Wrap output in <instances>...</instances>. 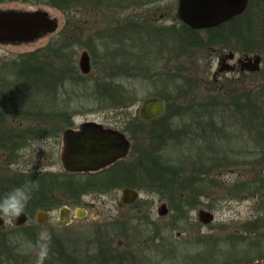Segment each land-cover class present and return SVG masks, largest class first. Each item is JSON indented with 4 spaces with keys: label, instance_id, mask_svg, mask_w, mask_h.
<instances>
[{
    "label": "rangeland",
    "instance_id": "374dc122",
    "mask_svg": "<svg viewBox=\"0 0 264 264\" xmlns=\"http://www.w3.org/2000/svg\"><path fill=\"white\" fill-rule=\"evenodd\" d=\"M99 4L101 5L95 11L84 13L83 10H77L69 14L50 6H34L21 2L1 4L0 10L2 11H45L49 14L50 18L56 21L57 28L54 33L43 35L34 42L0 43V67H6L8 68L7 71H13L8 74V77L13 79L15 70L24 56L48 45L52 37L70 20H72L71 22L74 23L76 28L82 24L83 29L79 32V35H83V44L77 49L76 67L82 76H87L88 78L83 79L78 75L75 80L76 82L68 81L63 86V89L59 91V95H54L53 103H55V100H57L56 103L61 102L63 106L61 110L65 111L64 113H68L77 124L96 122L124 133L125 129L136 124L133 120L138 117L141 103L149 98H158L160 89L164 92L166 91V94L172 98L171 103H169L171 104V108L168 111L166 110V116L164 115L165 120L163 119V123H160L161 127H164V129L167 126L175 127V132L183 140L180 142L174 141L173 145L175 146L164 145L161 147V154L159 155L163 159L161 163L179 166L181 169L184 168V174L190 176L192 170L195 171L196 168L202 166L201 162L208 163L207 161H209L210 176L197 175L198 182L207 183V185L202 186L198 190V193H201L204 197L201 200L198 198V201L195 200L192 203L195 208L188 215V220L180 217V213L173 209L172 204L168 201V191L166 192L164 189H160V192H149V189L145 190V188H141L142 190L139 189L140 200L135 202L130 208H121L119 204L122 187L106 193L94 192L85 188L81 191L84 193L82 205L75 204L71 199L74 191L79 187L77 185L68 186V182L64 181L62 175L64 170L60 158L61 149L57 148L56 144L58 128L69 124L67 118L60 116L56 118L53 126L41 125L46 132L49 131L53 135V138L41 137L40 135V138L35 141L34 146L29 144L28 147L19 152V157L12 155V152H8L7 155L5 152L4 154L1 153L3 158L0 161V192L7 194L14 188L28 184L32 189L33 197L37 184H32L30 176L26 178L28 174L32 171H49L56 175V177L61 176L58 179L54 178L58 183H55L54 189L50 193L48 192L50 195L48 197L55 204V208L50 214L49 221L43 226L37 229L34 228L35 219L32 218L23 224L22 227H17L16 217H4L6 225L0 227V241L4 240V238H6V241L4 246H0V264H6L5 261L9 260L19 261L20 264H35L38 234L44 230H47L51 234L50 251L45 261H67L68 259L65 258V255H62V257L57 254L58 248L62 246L64 247V253L66 249L67 254L77 255L81 261H89L91 258L96 260L98 253L101 254V250L103 252L105 249L102 247L109 244L115 247L118 242L122 241L126 246L123 250L125 257L128 254L130 256L134 255L137 261H144L147 257L162 259L165 257V251L171 249L179 254L178 257L186 256V258H192L194 257L193 254L199 253L203 254L199 255V257L205 259L202 261H187L183 264H210V244L208 243L210 242V223L204 224L200 222L198 213L200 210H208L210 212L211 179H221L225 182L226 180L233 182L235 179L254 180L257 176L261 175L264 161L249 164L247 163V159L241 156V150H245L244 152L252 151L255 143L252 139L246 137V130L241 129L239 122L240 116H236L237 113L235 112L225 116L215 114L213 117V115H210V120L212 128L219 129L222 134V137L218 139L222 147L220 149L227 153V146H232L235 152H232L231 163L233 164V162L237 161L236 164L239 162L238 165L235 163L230 167L223 165L220 158L228 160L225 155H221L220 157L217 155L220 164L216 163L212 159L211 151L201 161L199 158L201 154H199L198 148L201 146L206 147V144H209V142L205 143L206 140H197L201 137L200 127H202L199 126L200 124L198 125V121L199 123L203 121L204 125L208 123L209 117L199 118L197 114H203L202 111L210 106V104L227 101L231 92L236 96L241 95L243 91L244 93L251 91L255 94L262 92L264 87V62L258 74L249 73L241 75L239 73H226L221 75L217 89L225 91V94L228 93L223 96L222 92L219 93L220 91L214 90V84L212 83L214 80L213 75L219 67V58L221 54L232 50L238 56L244 55V51L247 50V43H243L244 40L241 41L238 39L239 37H236V39L229 37L225 41L227 43L221 42L217 46H198V43L201 42L198 41V34L200 37L206 36L204 30H199L200 32L194 36L197 40V44H194L195 47L184 51L183 47L179 49L181 45L180 41H176L175 45L171 44L173 38H175L176 25L180 27L177 33L182 32L183 34L184 31V24L182 23L180 26V20L177 16L179 0H122V2L104 0ZM133 17L135 19L138 18L139 21L135 22ZM242 20L251 25V31L249 32V37L251 38L246 40L251 45L250 48L254 49L250 55L260 54L264 59V0H250L248 9L243 14ZM128 23H132L131 29L124 27L129 25ZM133 24H139L147 31L148 41L144 46L146 47V58L144 57L145 60L136 63L144 67V70L139 68L134 69V71L128 68L117 69L121 74L110 81H113L114 86H120V91H116L117 94L114 92L113 95H115L112 96L120 98L119 100L122 103L116 102L117 104H115L111 100L106 101L109 98L107 93H98L96 91V82L99 79H104L101 77L103 75V67H105L104 62L108 59L112 50L116 51L117 45L128 46L129 49H134V47L140 49L142 47L143 42L141 40L145 38H136L137 31L132 29ZM114 25L117 26V30H114ZM126 30H129L128 33L131 35L130 40L127 37L118 36V32L122 33ZM166 37L167 39H172H169V42L166 43ZM119 38L124 41H120ZM133 38L139 42L133 43ZM193 41L195 42V40ZM85 51L89 53L91 58L92 71L88 75H84L79 66L81 54ZM119 56H121V59L118 58ZM112 59V63L119 64H125L128 61V57L119 54ZM232 64H236V62ZM168 73L174 77H182V79L177 80L175 84L167 86L163 82L166 80L165 76ZM161 75L164 81L161 80ZM185 78H190L191 85L189 89L185 84ZM178 86L182 92H178L175 89ZM182 86L186 88L184 89ZM228 89L230 91H226ZM124 90H127V93ZM187 90H190L187 97L180 98V93L185 94ZM53 103L52 105H54ZM2 108L4 111V107ZM207 113L209 114L210 112ZM207 113L205 112L204 115L208 116ZM160 124L155 127L152 126V123L145 124L143 135L151 137L153 131L161 128ZM16 125H20L19 129L21 130L26 131L25 129H28V126L25 124L23 126L20 121L17 122L12 117H8L6 121H0V129L3 133L15 128ZM190 126H193L194 131H196L195 133L192 131V128L189 129ZM125 135L130 139L128 132ZM194 138H196L195 147L190 144ZM168 141L170 140L168 139ZM188 144L190 145L186 146ZM135 145L139 146L138 141L134 143L132 141L130 154L119 163L120 165H118L114 172L120 177V180H116L117 185L123 184L126 186L129 182V175L125 172H120V170H126L136 160L139 149ZM252 154L249 153L250 157L254 156ZM208 157H210V160H208ZM253 160L254 158L252 157ZM193 161L195 163H192ZM112 170L107 171L110 174ZM103 175L106 178V175ZM157 177L162 179L163 175L158 174ZM93 178V175H87L85 181L91 185L90 183L94 181ZM15 179H18L17 183H22L23 181L25 183L13 184ZM130 183H133L132 178L130 179ZM137 183L141 185L140 182ZM182 192L190 195L189 191ZM38 201L37 204L40 203L41 199ZM51 201L49 202L51 203ZM41 203L43 204V202ZM164 203L167 204L169 211L167 216L161 217L159 216V208ZM220 204L217 208V213L219 216L224 217L223 212L227 209L222 208V202ZM64 205L70 207L72 212L76 208L85 209L87 210V215L84 218H79L74 217L71 212L68 220L61 223L59 210ZM233 205L234 210L247 214V208L242 207L238 209L235 203ZM247 205L248 202L245 206ZM30 211L28 210L27 212ZM29 214H35V211H31ZM127 215H129V219L131 220L128 226L122 224V221L126 220L125 217ZM146 217L148 223L143 224L142 220L146 221ZM156 227H163L165 229L161 239L160 234L155 233L154 228Z\"/></svg>",
    "mask_w": 264,
    "mask_h": 264
},
{
    "label": "trees",
    "instance_id": "16d2710c",
    "mask_svg": "<svg viewBox=\"0 0 264 264\" xmlns=\"http://www.w3.org/2000/svg\"><path fill=\"white\" fill-rule=\"evenodd\" d=\"M102 1L104 0H0L1 4H8V3H14V2H21L24 4H31L34 6H50L57 8L59 10H62L63 12L69 14L73 11H84V13L95 11L97 7H99ZM117 2H121L122 0H116ZM112 2H115V0H112ZM82 5V7H80ZM72 17V16H71ZM135 19V17H134ZM133 19V20H134ZM138 18L135 19V22L139 21ZM243 15L240 17L235 18L234 20L223 23L222 25L210 29H204V32L206 36L200 37L199 36V30H193L184 23V31L179 32L176 34L175 32V38H173V42L171 44H176V41H180V48H184V51L187 49H193L195 47L194 44L196 43V39L194 38L195 35L198 34V41H201L198 43V46H217L221 42H225L227 38L229 37L236 39V37H239L241 41L244 40L243 43H247V50L244 51V54H250L253 52L254 49L250 48L249 40V32L251 31V25L249 23L244 22ZM70 20L64 27L50 40V43L46 45L45 47L38 49L26 56L20 61L18 64V73L22 76L23 82L33 83L34 81H38L39 90H47L49 87L52 90L53 93V102H54V95H59V91L63 89V86L68 83V81H75L76 77L80 75L83 79H87V76H82L81 73L77 70L76 67V56H77V49L82 46V36L79 35V32L83 29L82 24L78 25L76 28L74 23ZM72 23V24H71ZM140 24V23H139ZM133 24L132 29L136 30V38L140 37L143 39V36L147 35V31L144 30L140 25ZM127 25V24H126ZM126 29H131V25L124 26ZM128 27V28H127ZM129 30H126L122 33L118 32V35L120 37H127V39L130 40V34L128 33ZM150 37V36H149ZM120 39V38H119ZM147 39V40H146ZM144 40H141L143 42L142 47L137 48L134 47V49H129L127 46H122L121 44L117 45L116 51L112 50L111 54H109L108 59L105 60L103 67V75H101L103 80H97L96 82V91L98 93H107L109 98L107 100H111L112 103L117 104L122 103L118 99L117 96L113 97L115 94H117L120 88V86L113 85V81L111 82L112 78L118 77L121 73L117 71V69L121 70V68H128L134 71V69L139 68L143 69L144 67H141L137 65L136 63L139 61H143L146 58V52L144 47L147 44L148 38ZM169 39L166 37V43H168ZM195 40V42L193 40ZM120 41H124L123 39H120ZM139 42L137 40H133V43ZM164 42V43H165ZM165 46V45H164ZM163 46V48H164ZM177 47V45H176ZM249 48V49H248ZM165 49V48H164ZM130 51V54H129ZM134 52V53H133ZM122 55L124 57H128L127 63H112L113 59L116 55ZM128 54V56H126ZM145 57V58H144ZM121 59V56L118 57ZM264 60V59H263ZM264 62V61H263ZM133 68V69H132ZM258 74V73H257ZM161 75V80H162ZM165 81L163 84L165 85H171L177 83V80H181V78L174 77L170 75L169 73L165 76ZM190 78H185V84L187 85L188 89L190 88L191 82L189 81ZM183 81V80H182ZM76 82V81H75ZM79 83V82H78ZM212 83L214 84V90L220 91L219 93H223L222 95L225 96V91L221 89H217L218 85L213 80ZM183 87V86H182ZM186 88L185 86L183 87ZM182 88V89H183ZM175 89L178 92H182L181 88L175 87ZM191 90V89H190ZM190 90H187L185 94H181V97H187V94ZM117 91V92H116ZM226 91H230L229 89ZM116 92L114 95L113 93ZM125 93H127V90H124ZM258 92V91H257ZM168 93V92H167ZM41 98V93H39ZM110 94V95H109ZM113 95V96H112ZM122 95V94H121ZM183 95V96H182ZM160 99H163L167 103V111L171 108V100L172 98L166 94V91L164 92L162 89L159 90V95L157 96ZM221 97V96H220ZM178 98V97H177ZM223 99V97H221ZM56 99V98H55ZM230 99V100H229ZM224 100V99H223ZM57 100H55V103H53V113L56 115H69L68 113H64L65 111H62L63 108L62 103H56ZM175 101V100H174ZM30 106H28L29 108ZM202 111V110H201ZM25 112V111H24ZM47 112V106H38V113H46ZM207 113L208 116H205L204 113ZM232 112L237 113L236 116H240L239 122L241 125V129L244 131L246 130L247 136L249 139H252L255 143V146L253 147L252 151L244 152L245 150H241V156L245 157L247 159V163H260L261 161H264V87L262 89V92L260 93H253L251 91H246L241 95H234L232 92L227 98V101H219L214 104H210L207 108H205L202 113L203 114H197L199 118L201 117H209L208 123L203 125V121L199 123L198 125L202 126L200 127L201 133L197 140L203 141L206 140L205 143L209 142V144H206L207 146H201L199 147V158L201 161L205 158L206 154H210L212 159L219 163V157L221 155H225L228 160H223L220 158L223 165L233 166L234 163L236 164L237 161L231 163V156L232 152H235L232 146H227L226 149H228L227 153L220 149V144L218 142V139L222 137V134L220 133L219 129L212 128V122L210 120V115L219 114L222 116L231 114ZM245 115H240V114ZM165 115V114H164ZM164 115L158 119L152 120V121H141L139 117L134 119L133 121L136 123L131 127H128L125 129L124 133L128 132L130 135L131 141L133 143L135 141H138L139 146L138 147V156L134 162H132L126 170L120 172H125L127 175H129V182L126 186L123 184L117 185L116 182L120 180V177L117 176L114 172L119 163H121L123 160L117 162L115 165H113L111 168L107 169L109 171L112 170V173L109 174V171H103L102 173L94 175V181L90 183L89 185L87 182L83 189H90L94 192H100V193H106L113 191L118 188H124V187H131L134 189H143L145 190L149 189L150 191H157L160 192V189H164L166 192L168 191L167 195L169 197L170 203L172 204L173 209L176 212H179L180 214H186V211L190 212L193 208H195L192 203H194L195 200L198 201V195L200 196L201 193H198V190L202 188V186L207 185L206 182H198L197 175H202L204 177H208L211 174L210 170V163L209 161L201 162V165L199 168H196L195 171L192 170L190 172V176L184 174L185 169L179 168V166H173L172 164H162L161 156V147L164 145L167 146H175L173 145L174 141H182L181 136H178L177 132H175V127L167 126L161 127L162 125L160 123H163V119L165 120ZM166 116V115H165ZM239 118V117H237ZM238 120V119H237ZM56 121V119H55ZM68 123H70L69 119L67 120ZM165 122V121H164ZM147 123H152V126L155 127L156 125L160 124V129H156V131H153L151 134V137H148L146 135H143L144 133V125ZM232 126V125H230ZM159 127V126H158ZM67 126L65 125L62 128H58V132L60 130L66 129ZM134 128V129H132ZM192 128V131H194L193 126H190L189 129ZM196 131H194L195 133ZM233 136V135H232ZM168 139L170 141H168ZM177 139V140H176ZM148 140V142H147ZM216 140V141H215ZM196 142V138L192 139L191 146H194ZM216 142V143H215ZM231 143V142H230ZM180 144V143H179ZM190 144L186 145L189 146ZM229 144V143H228ZM195 147V146H194ZM222 148V147H221ZM1 152H5L4 150ZM223 152V153H222ZM249 153H253L252 156L254 160L252 161V157H250ZM234 155V154H233ZM239 156V154H238ZM251 159V160H250ZM194 160V159H193ZM208 160H210V157H208ZM192 163H195L194 161ZM239 163V162H238ZM238 163L236 165H238ZM220 164V163H219ZM241 164V163H240ZM115 168V169H114ZM128 169V170H127ZM106 175L105 176L103 175ZM109 174V175H107ZM158 174H162V179H159L157 177ZM100 176V177H97ZM190 178H189V177ZM117 179H116V178ZM188 177V178H186ZM132 178L133 183H130V179ZM185 179V181H183ZM117 180V181H116ZM97 182V183H96ZM137 182H140L141 185H139ZM23 181L20 184H24ZM56 180L52 179L51 181L40 179V198L41 202H49L50 195L48 192H51L50 189L53 190V186H55ZM13 184H19L15 180ZM12 184V185H13ZM253 184V183H252ZM57 185V184H56ZM139 186V187H138ZM149 186V187H147ZM94 188V189H93ZM183 188V189H182ZM82 189V190H83ZM141 189V190H142ZM182 191H189L188 193L190 195H187L186 193H183ZM6 195L5 192H3V195L0 198H3V196ZM49 196V197H48ZM46 198V199H45ZM35 199L32 197L28 204L26 205L24 210H31L34 211L35 209ZM38 203V204H40ZM41 205H43L41 203ZM6 237V236H5ZM6 238L4 240L0 241V246L5 245ZM102 248H105L102 252ZM101 254L98 253L96 256V260H93L92 258L89 261H81V259H78L79 257L67 254L66 249L64 253V247L58 248L57 254L60 256L65 255V258H67V261H44V264H183L187 261H122L119 259H115L113 256L114 247H112L110 244L102 247ZM63 257V256H62ZM80 260V261H79ZM6 264H20L19 261H5ZM189 262V261H188Z\"/></svg>",
    "mask_w": 264,
    "mask_h": 264
},
{
    "label": "flooded vegetation",
    "instance_id": "af4514ba",
    "mask_svg": "<svg viewBox=\"0 0 264 264\" xmlns=\"http://www.w3.org/2000/svg\"><path fill=\"white\" fill-rule=\"evenodd\" d=\"M178 9H179V4L177 8V16H178V19L180 20V26H181L183 22L181 18L179 17ZM235 18H233L232 20H234ZM132 23H128V24L131 25ZM116 27L117 26L114 25V30H117ZM175 30L177 34V31L180 30V27L176 25ZM129 37H131V35ZM147 37H148L147 35L143 36V38L145 39ZM233 51L234 50L229 51L228 53L221 54L219 58L218 70L213 75L215 83L218 84L219 78L221 77V75L226 74V73L227 74L228 73H239L241 75H246L250 73V72H242L239 69V65H238L239 59L247 55H250V54H244L242 56H238L236 52H233ZM229 53H234V58L227 60V63L230 64V67H233L234 70L221 72L220 71L221 58L225 57ZM234 62H236V64H232ZM7 69L8 68L6 67H2V68L0 67V111H1L0 121L2 120L6 121L8 117H12L15 119V121L17 122L20 121L23 126L24 124L28 126V129L24 128L26 131L21 130L19 129L20 125H16L15 128L10 129L9 131L4 132V133L0 129V161L3 158L1 156V153L4 154V152H1L3 150L5 151L6 155L8 152H12L13 153L12 155H14L15 157H19V152L23 150L24 148L28 147L29 144L34 146L35 141H37V139L40 138V135L41 137H52L53 138V135L49 131L46 132L45 129L41 127V125L43 124L44 126H48V125L53 126L56 118L60 116H64L65 118L69 119L70 123L67 125L66 129L60 130V132H58V136L56 138L57 148L61 149L60 158H61V163H62V167L64 170L62 172V175L64 177V181L68 182V186L77 185L79 187L76 191H74V195L72 196L71 200H73L75 204L82 205V198L84 196V193L81 191L84 187V184L86 183L85 181L86 176L87 175L94 176L96 174L102 173L103 171H106L107 169L111 168L113 165H115L117 162L121 160H118L117 162H115L114 164H112L111 166L105 169L95 171V172L67 171L64 168L63 161H62V153L64 149V134L67 130L80 131L81 126L85 123L77 124L76 121H74L70 117V115L54 114L52 112L53 111V105H52L53 93L49 87L47 88V90L40 91L39 87H37L38 86L37 80L34 81L33 83L23 82L22 76L18 73V70H19L18 68H16L15 70L14 78L10 79L8 77V74L12 73L13 71H7ZM9 69H13V68H9ZM39 93H41V98H39L40 96ZM28 106L30 107L28 108ZM38 106H41V107L47 106V112L38 113ZM2 107H4V111L2 110L3 109ZM148 121H152V120H148ZM104 127L108 128L106 126ZM130 142H131V149H132V141L130 140ZM29 176L31 178L32 184L33 183L37 184L35 192H33V197L36 199L35 200L36 204L34 206L35 214H29L31 211L27 212L28 210H24L22 214H24L25 216L24 224L27 223L29 219L34 218L35 219L34 228L37 229L49 221L50 214L55 208V204H53L51 200H50L51 203L43 202V205L38 206L37 202H39L38 200L41 199L39 195L40 194V190H39L40 189L39 188L40 178L51 181L54 178L56 179L60 178L61 175L59 177H56V175H54L53 173L49 171L47 172L32 171L30 174L26 176V178H29ZM16 181H18V179ZM56 182L58 183L57 180ZM121 189H122L121 196H120L121 201L119 204L121 208H124V207L130 208L132 205H134L135 202H138L140 200V197H139L133 203H130V204L125 203L122 200L123 190L133 189L137 191L139 194H140V191L139 189H134L131 187H124ZM50 190L52 191V189ZM2 195H3V192H0V197ZM163 197L165 200H167L165 196ZM197 197L201 200L204 197V195L201 194L200 196L198 195ZM220 202H222L223 204L222 208L227 209L226 211L223 212L224 217L219 216V214L217 213L218 212L217 208L219 207V205H221ZM247 202H248V205L245 206ZM234 203L237 205L238 209L242 207L247 208L248 209L247 214H244L242 211L234 210V205H233ZM63 208H68L70 210V215H71L72 209L64 205V207H62L59 210V219L61 215V210ZM77 209L79 208H76L75 211L72 212L74 217H76ZM190 212L186 211V214H183V215L180 214V217L188 220L189 219L188 215L190 214ZM167 214L164 216L159 214V216L165 217L167 216ZM210 214L212 216L210 220V242H208L210 244V258H209L210 264H264V168L262 169L261 175L257 176L254 180L235 179L233 182H230L227 180L225 182L224 180H221V179H218V180L211 179V182H210ZM1 218L4 220V223L0 225V227H4L6 225V219L4 217H1ZM125 218L126 220L122 221V224H126L128 226V223H130L131 221L129 219V215H127V217ZM67 220L68 219H66L65 221H62L60 219V222L64 223ZM142 223L143 224L148 223L147 217H146V221L142 220ZM22 226L23 224L20 226L17 225V227H22ZM154 230H155V233L160 234V239H161L162 234L165 229L163 227H156L154 228ZM125 235L127 234L125 233ZM179 236L181 235L179 234ZM125 247L126 246L124 242L122 241L118 242L117 245L114 247V252H113L114 258L122 260V261H137L135 260L134 255L130 256V254H128V256L125 257V255L123 254V250ZM158 252H161V251H158ZM178 255L179 254L175 250L169 249L165 251V257H163L162 259L161 258L152 259V258L147 257L144 261H202V260H205L202 257H199V255H203L199 253L193 254L194 257L192 258L190 257L186 258V256L178 257Z\"/></svg>",
    "mask_w": 264,
    "mask_h": 264
},
{
    "label": "water",
    "instance_id": "95a60500",
    "mask_svg": "<svg viewBox=\"0 0 264 264\" xmlns=\"http://www.w3.org/2000/svg\"><path fill=\"white\" fill-rule=\"evenodd\" d=\"M250 0H180L179 17L188 27L195 30H204L218 27L223 23L241 16L248 9ZM56 21L42 10L20 11L0 10V43H29L43 35L56 31ZM234 58L229 53L221 58L220 71L234 70L227 63ZM263 63L260 54L247 55L238 60L242 72L259 73ZM80 70L84 75L91 72V58L88 52H83L79 61ZM167 110V103L160 98L144 100L139 109L138 117L142 121L154 120L162 117ZM131 149V142L127 136L118 130L105 128L96 122H87L80 131L67 130L64 134V149L62 161L64 168L71 172H95L105 169L118 160L126 158ZM140 194L133 189L123 190L122 200L133 203ZM166 204L161 205L159 214L168 213ZM85 209H77L76 217L84 218ZM70 216V210L63 208L60 219L65 221ZM212 216L210 212L199 211L200 222L209 224ZM25 216L16 217V224H24ZM4 220L0 217V225Z\"/></svg>",
    "mask_w": 264,
    "mask_h": 264
},
{
    "label": "clouds",
    "instance_id": "9594fccd",
    "mask_svg": "<svg viewBox=\"0 0 264 264\" xmlns=\"http://www.w3.org/2000/svg\"><path fill=\"white\" fill-rule=\"evenodd\" d=\"M31 198L32 189L28 184L12 189L3 198H0V217H19ZM50 242L51 234L47 230L38 234L35 264H44L49 255Z\"/></svg>",
    "mask_w": 264,
    "mask_h": 264
}]
</instances>
